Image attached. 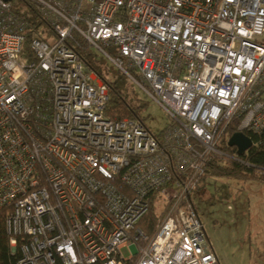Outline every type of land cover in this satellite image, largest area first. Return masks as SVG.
<instances>
[{
  "label": "built area",
  "instance_id": "1",
  "mask_svg": "<svg viewBox=\"0 0 264 264\" xmlns=\"http://www.w3.org/2000/svg\"><path fill=\"white\" fill-rule=\"evenodd\" d=\"M29 1L36 35L0 0V209L17 264H219L190 195L234 119L244 154L264 150V0ZM72 33L162 128L106 114Z\"/></svg>",
  "mask_w": 264,
  "mask_h": 264
},
{
  "label": "rangeland",
  "instance_id": "2",
  "mask_svg": "<svg viewBox=\"0 0 264 264\" xmlns=\"http://www.w3.org/2000/svg\"><path fill=\"white\" fill-rule=\"evenodd\" d=\"M89 52L103 76L111 79L114 66L97 50L89 48ZM125 88L133 102L134 96L143 98L129 80ZM145 103V114L149 115L146 123L152 131H157L165 125L167 118L149 99ZM229 156L234 158V154L229 153ZM190 199L220 264H264L263 180L238 177L232 172L209 175L191 191ZM121 252L124 256L129 255L127 247Z\"/></svg>",
  "mask_w": 264,
  "mask_h": 264
},
{
  "label": "trees",
  "instance_id": "3",
  "mask_svg": "<svg viewBox=\"0 0 264 264\" xmlns=\"http://www.w3.org/2000/svg\"><path fill=\"white\" fill-rule=\"evenodd\" d=\"M13 3L14 9L18 10L30 23L29 35H36L41 22L37 18L33 4L29 0H13ZM74 40H77L75 46H73ZM67 42L108 86L109 101L106 106L107 115L117 119L138 118L143 122L148 120L149 115L145 114V99L140 96H134L133 102L127 96L125 83L128 82V79L119 70L113 67L112 78L106 79L99 66L95 63V58L89 52V47L81 38L72 33L70 41ZM238 122V119H234L228 125L230 134L237 132ZM245 134L249 133L245 131ZM223 149L225 150L224 156L214 155L211 157L198 185L204 182L209 175H222L231 172L238 177L261 179L264 181V150H251L247 154L238 156L239 160H241L240 162L229 156V153H236L235 147L225 146ZM244 161L247 162L245 166L242 165ZM6 211L5 208L0 209V264H17L19 254L17 251L12 253L9 246V236L6 230ZM154 221L155 213L153 206H151L149 212L139 222V226L146 232H151Z\"/></svg>",
  "mask_w": 264,
  "mask_h": 264
},
{
  "label": "water",
  "instance_id": "4",
  "mask_svg": "<svg viewBox=\"0 0 264 264\" xmlns=\"http://www.w3.org/2000/svg\"><path fill=\"white\" fill-rule=\"evenodd\" d=\"M251 144L252 141L250 137L241 131H237L231 134L228 140V146L235 147L236 153L239 156H242L245 151L251 147Z\"/></svg>",
  "mask_w": 264,
  "mask_h": 264
},
{
  "label": "crops",
  "instance_id": "5",
  "mask_svg": "<svg viewBox=\"0 0 264 264\" xmlns=\"http://www.w3.org/2000/svg\"><path fill=\"white\" fill-rule=\"evenodd\" d=\"M193 205V204H192ZM194 206V205H193ZM195 208V207H194ZM228 208L230 209L231 207L230 206H228ZM195 210H196V208H195ZM196 212H197V210H196ZM198 214V213H197ZM198 217H199V215H198ZM200 218V217H199ZM201 220V219H200ZM205 232V231H204ZM205 236H206V233H205ZM206 240H207V242H208V245L211 247V245H210V243H209V240H208V238H207V236H206ZM211 249H212V247H211ZM213 250V249H212ZM214 251V250H213ZM215 253V252H214ZM216 255V254H215ZM217 257V256H216ZM218 259V258H217ZM218 262H219V260H218ZM220 264V263H219Z\"/></svg>",
  "mask_w": 264,
  "mask_h": 264
}]
</instances>
